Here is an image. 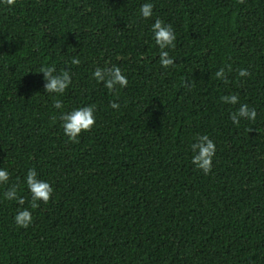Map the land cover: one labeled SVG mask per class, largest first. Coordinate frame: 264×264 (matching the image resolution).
Listing matches in <instances>:
<instances>
[{"label":"trees","instance_id":"trees-1","mask_svg":"<svg viewBox=\"0 0 264 264\" xmlns=\"http://www.w3.org/2000/svg\"><path fill=\"white\" fill-rule=\"evenodd\" d=\"M157 18L176 37L166 69L151 39ZM41 65L67 68L62 96L43 93ZM111 66L125 88L109 92L92 79L95 67ZM232 94L235 105L219 99ZM53 99L63 111L95 107L75 143ZM241 103L256 118L233 125L228 115ZM203 134L215 145L207 175L188 150ZM0 167L9 172L0 194L17 183L25 200L0 198V264H264V0L0 6ZM30 167L53 192L18 228Z\"/></svg>","mask_w":264,"mask_h":264},{"label":"clouds","instance_id":"clouds-1","mask_svg":"<svg viewBox=\"0 0 264 264\" xmlns=\"http://www.w3.org/2000/svg\"><path fill=\"white\" fill-rule=\"evenodd\" d=\"M16 3V0H0V6L11 8ZM153 5L150 2L143 3L139 6V16L141 19H147L153 15ZM151 39L155 46L159 49L158 61L161 68H168L174 64V60L169 56L168 50L175 47V33L171 25L163 23L160 19H155L151 26ZM79 60L73 58L72 65H77ZM37 73H42L43 93H51L55 96H62L65 90L71 84V76L67 68L57 72L52 65H41ZM215 78L224 81L225 70L218 69L215 73ZM238 75L241 77L247 76L246 69H240ZM91 77L97 83H102L103 87L109 92L123 89L127 86V77L122 73L117 66L111 67H95L91 72ZM220 101L225 104L235 105L238 102V97L235 94L223 95ZM52 107L60 110L58 119L63 135L67 141L75 143L82 132L89 131L95 123V107L94 105H84L72 108L68 111H63L61 100L53 99ZM112 109H117L119 104L110 102ZM229 120L233 125H236L240 119L253 121L256 118V110L250 108L246 103H241L239 107L228 115ZM188 150L191 153V164L194 168L200 170L207 175L212 168V160L215 154V145L207 134L198 135L193 138V141L188 145ZM9 181V172L7 169L0 167V186L7 184ZM24 185L27 188L29 196L28 207H21L13 216V222L18 228H27L33 221L32 212L29 209H35L40 204H47L53 192V189L48 181L38 178V173L34 168H28L24 174ZM19 185L17 183L10 184L0 198L6 201H15L17 205H24V197L18 195Z\"/></svg>","mask_w":264,"mask_h":264}]
</instances>
